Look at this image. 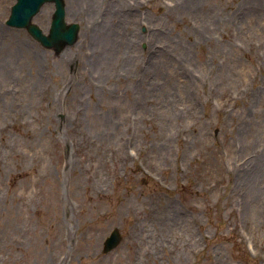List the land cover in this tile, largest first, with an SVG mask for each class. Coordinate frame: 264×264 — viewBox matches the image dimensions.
Returning a JSON list of instances; mask_svg holds the SVG:
<instances>
[{
	"label": "rangeland",
	"instance_id": "obj_1",
	"mask_svg": "<svg viewBox=\"0 0 264 264\" xmlns=\"http://www.w3.org/2000/svg\"><path fill=\"white\" fill-rule=\"evenodd\" d=\"M16 1L0 264H264V175L246 179L264 162V0H124L84 42L66 13L80 30L60 52L7 25ZM54 12L33 20L46 35Z\"/></svg>",
	"mask_w": 264,
	"mask_h": 264
},
{
	"label": "water",
	"instance_id": "obj_2",
	"mask_svg": "<svg viewBox=\"0 0 264 264\" xmlns=\"http://www.w3.org/2000/svg\"><path fill=\"white\" fill-rule=\"evenodd\" d=\"M46 3L55 5V12L48 35L38 25L33 23L35 16ZM65 7V0H17L11 9L7 25L18 29H26L44 47L60 52L66 46H71L77 41L80 30L78 24H68L66 22ZM121 241L120 231L115 228L105 240L104 253L113 251Z\"/></svg>",
	"mask_w": 264,
	"mask_h": 264
},
{
	"label": "bare ground",
	"instance_id": "obj_3",
	"mask_svg": "<svg viewBox=\"0 0 264 264\" xmlns=\"http://www.w3.org/2000/svg\"><path fill=\"white\" fill-rule=\"evenodd\" d=\"M82 1L83 0H71V4L73 6V9H71L70 7L68 8V6L65 8H66V13L69 15V17L77 18L78 16H82V18L87 21L88 29L82 37V42H84L89 37V25L95 26V24L98 21L101 22V24L104 23V19L107 16V13L109 12L108 10H113V9H117V8L120 9L121 7H123V1L124 0H87L88 2H90V8L88 7V10L85 9V10L81 11L79 9V5ZM255 1L256 2L258 1L259 3L261 2L260 0H255ZM191 2H193V0H186V4H192ZM103 27H104V25H101L98 28L100 30H102L105 34H107V31ZM0 45H1V41H0ZM25 51H27V50H25ZM13 62L15 64V60H13L12 54L1 53V49H0V64H1L0 65V77L1 76L7 77L5 79L6 81H8L11 78V75H9L10 71L14 70V67H12ZM17 68L20 69V67H18V66H17ZM3 82H4V80H3ZM260 162H261V160H260ZM261 164H262V169H261L260 163L259 164L253 163L252 173H250V172L247 173L248 174V176H246L247 180L252 178V177H254V178L255 177H257V178L262 177L263 178L264 162L262 161ZM262 178L257 179L258 180L257 182L262 181L261 180ZM261 192L264 193V189H262L260 186H257L256 189H252L251 194H253V196H256L257 194H260ZM252 199L255 202L256 198L252 197Z\"/></svg>",
	"mask_w": 264,
	"mask_h": 264
}]
</instances>
